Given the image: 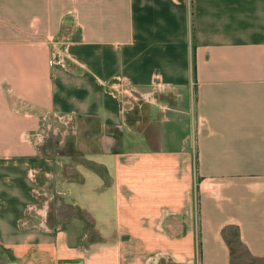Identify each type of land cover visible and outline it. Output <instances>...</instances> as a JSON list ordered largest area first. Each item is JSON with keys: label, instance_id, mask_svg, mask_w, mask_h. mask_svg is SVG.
Instances as JSON below:
<instances>
[{"label": "crops", "instance_id": "1", "mask_svg": "<svg viewBox=\"0 0 264 264\" xmlns=\"http://www.w3.org/2000/svg\"><path fill=\"white\" fill-rule=\"evenodd\" d=\"M51 112L82 154L31 144ZM0 264H264V0H0Z\"/></svg>", "mask_w": 264, "mask_h": 264}, {"label": "built area", "instance_id": "2", "mask_svg": "<svg viewBox=\"0 0 264 264\" xmlns=\"http://www.w3.org/2000/svg\"><path fill=\"white\" fill-rule=\"evenodd\" d=\"M62 42H67L68 40H60ZM56 43H59L56 41ZM65 44V43H64ZM51 53V64L64 63L67 58L66 50H59L57 47L52 45ZM158 87L152 88L149 92L141 94L138 90L133 87H128L131 94H138L142 99L152 98L155 96ZM126 92V91H125ZM154 99V98H153ZM152 99V100H153ZM127 110V109H126ZM41 127L45 130V133L37 134L33 139L31 144H43L45 137L50 135L56 136V146H61L68 136L75 137L78 133V122L75 114H60L56 112H51L47 116L41 118ZM48 154H52L48 151ZM34 196L38 200V204L32 205L28 208L25 218L20 222L22 227H27L30 224V219L35 217L38 218V227L47 229L48 228V208L52 196H48L44 188H36L34 190Z\"/></svg>", "mask_w": 264, "mask_h": 264}, {"label": "rangeland", "instance_id": "3", "mask_svg": "<svg viewBox=\"0 0 264 264\" xmlns=\"http://www.w3.org/2000/svg\"><path fill=\"white\" fill-rule=\"evenodd\" d=\"M125 91L126 92L123 93L124 96L122 99L125 101V109H127L132 115L136 116L137 114L142 112L145 114L144 116L147 117L146 114H148L150 112V109L156 113H159L161 116L165 114L164 112H162V109H160V107L164 106V105L161 104L160 101L158 100V97L156 96L157 93H155V96L152 98L142 99L141 97H139L138 94H136V95L131 94V92H129L128 88H125ZM159 114H158V116H159ZM139 128L140 127H137L135 125V127H133V129H131L130 131H127L126 135H128L130 147H133L135 139H138V137H139V135L136 134V132L139 131L138 130ZM140 129H142V128H140ZM142 137H144V135H142ZM75 139H76L75 137L68 136V138L64 140V142L60 148L62 151V153H61L62 155L74 154L75 152H79L81 154L83 153V150H82L83 148L81 146V143H82L81 139H78V140H75ZM54 144L56 145V142H54ZM66 168L64 169V172L66 171ZM63 193H64L63 190L59 189V190H57L56 194H50L52 196V199L49 203L48 218H49V216L55 217V215H56L57 219L58 218L63 219L64 214H68V212H66V213H64V212L60 213L59 212V209L63 211V206L59 205V203L56 201L57 199H54L56 195H59V194L62 195ZM62 204L65 205V203H62ZM73 211L76 214H75V216H72L69 221L71 222L70 227H71V230L73 231L74 237L78 236L82 233V228H87L89 231L92 230L91 229L92 228V225H91L92 220H91L90 215L88 216V214L84 210H82V212H80V211L76 212L75 210H73ZM68 218H69V216L67 217V219ZM237 246H239V245L237 244ZM237 249H238L239 253L245 254L244 249L241 246H239Z\"/></svg>", "mask_w": 264, "mask_h": 264}]
</instances>
